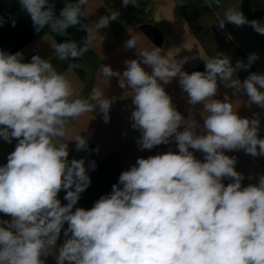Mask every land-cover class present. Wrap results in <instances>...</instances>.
<instances>
[{"label": "clouds", "instance_id": "1", "mask_svg": "<svg viewBox=\"0 0 264 264\" xmlns=\"http://www.w3.org/2000/svg\"><path fill=\"white\" fill-rule=\"evenodd\" d=\"M122 2L125 7L137 4ZM220 2L209 0L208 7ZM87 4L66 2L57 13L56 0H19L37 32L47 27L66 36L69 28L80 25L86 33L79 44L43 37L61 61H78L104 39L100 30L116 19L113 12L82 23ZM8 20L15 27L10 15L0 16V26ZM226 23L247 24L264 35V23L249 21L239 9L227 8L216 22L221 30ZM124 49H136L138 58L125 60L122 73L101 64L100 75L108 82L117 77L118 86L130 93L135 106L131 127L141 133V150L174 141L178 151L138 158L111 192L87 210L75 206L96 164L86 167L83 158L69 161L68 142L75 141L76 151L88 150V143L81 134L71 135L68 125L96 108L108 123L115 97L93 87L83 98L50 59L33 55L25 63L22 52L0 50V138L17 140L0 166V213L10 217L0 219V264H46L49 256L56 264H264V174L257 184L242 187L245 177L235 168L237 158L225 154L243 150L264 156L260 120L240 117L228 95L223 101L214 98L219 80L233 95L243 92L249 104L264 108V74L253 72L243 81L236 77L257 54H250L247 64L233 65L217 53L204 60V71L189 74L183 65L196 57L177 61L161 47L141 48L138 36L128 39ZM177 77L188 104L202 105L203 125L192 108L185 118L166 92ZM190 149L202 152L203 161ZM225 178L232 182L225 185ZM62 190L63 205L58 199ZM62 229L66 239L57 249Z\"/></svg>", "mask_w": 264, "mask_h": 264}, {"label": "crops", "instance_id": "2", "mask_svg": "<svg viewBox=\"0 0 264 264\" xmlns=\"http://www.w3.org/2000/svg\"><path fill=\"white\" fill-rule=\"evenodd\" d=\"M208 5L209 0H137L136 5L129 4L125 7L122 0H88V4L83 6L84 23L95 22L101 16L113 12H116V19L111 21L107 28L100 30L104 39L95 41L85 53L79 63L78 72L69 67L67 60L61 61L53 57L54 49L43 39L45 37L55 40L48 33L37 37L17 51L23 53L22 62L25 63L30 62L33 55L50 59L54 68L73 83L76 92L83 98L90 95L93 87H100L109 97H115L109 111L108 123L104 122L103 113H99V108L69 121L71 135L81 134L87 138L88 143V150L76 151L75 141L68 142L69 161L83 158L86 167L91 161L96 164L94 170L88 171L91 183L81 193L75 207L91 209L101 196L111 192L112 185L118 183L120 174L135 165L138 158H147L170 150L178 151L174 141L167 145L155 146L151 150H141L137 143L141 133L131 127L130 117L135 106L132 104L130 93L118 86L117 77H112L108 82L99 73L101 64L110 65L113 70L122 73L126 68L125 60L138 58L136 49H124L125 42L132 36L139 37L141 48L161 47L177 61L184 57H196L183 65V70L189 74L200 66L205 67L204 60L215 57L217 53L228 56L233 65L238 61L247 64L248 56L257 54L258 59L247 70H237L236 77L241 81L253 72L264 74V35L257 33L247 24L237 27L226 23L222 30L216 24L218 19L224 18V12L229 7L242 11L249 21L259 20L264 23V0H221L218 7L213 5L210 8ZM144 67L146 71H151L149 67ZM178 79L174 78L165 86L166 92L185 118L189 115V108H192L195 119L203 125L202 105L188 104L187 93L181 90ZM233 91L218 80V92L214 98L223 101L224 96L228 95L229 102L233 103L242 118H247L250 112L257 113L260 118L258 138L264 139V108L254 103L249 104V98L243 92L233 95ZM16 143V139L8 143L0 138V166L7 163V157L14 151ZM190 151L194 152L197 159L203 161L202 152L192 149ZM225 154L237 158L235 168L245 177L242 187L258 183L259 175L264 174V156L252 157L243 150L226 151ZM230 182L232 181L227 178L223 180L225 185ZM65 194L63 190L58 194L62 205L67 203L64 200ZM0 219L10 217L0 213ZM67 226L65 223L64 228ZM65 239L62 229L57 249ZM46 264H56L55 258L47 257Z\"/></svg>", "mask_w": 264, "mask_h": 264}, {"label": "trees", "instance_id": "3", "mask_svg": "<svg viewBox=\"0 0 264 264\" xmlns=\"http://www.w3.org/2000/svg\"><path fill=\"white\" fill-rule=\"evenodd\" d=\"M66 2H75V0H56L57 13ZM9 15L15 18V27L12 26L11 20H8L0 26V50L10 54H15L23 46L45 33L52 35L58 43L71 39L79 44L85 37V32L81 30L80 25L69 28L66 36H58L57 34L52 33L47 27L42 31L37 32L32 25L30 17L20 8L19 0H0V16L7 18ZM84 22L85 17L82 20V23ZM84 55L80 57L78 61H67L69 64L74 62L79 64ZM74 70L78 72L79 68H75ZM204 70L205 67L203 66L195 69V71Z\"/></svg>", "mask_w": 264, "mask_h": 264}, {"label": "built area", "instance_id": "4", "mask_svg": "<svg viewBox=\"0 0 264 264\" xmlns=\"http://www.w3.org/2000/svg\"><path fill=\"white\" fill-rule=\"evenodd\" d=\"M247 118H249V119H252V118H257V119H259V120H260V118H259L258 114H257V113H255V112H250V113L248 114Z\"/></svg>", "mask_w": 264, "mask_h": 264}]
</instances>
